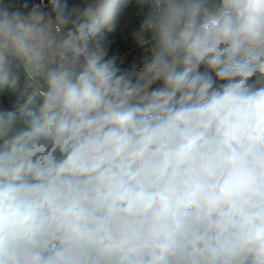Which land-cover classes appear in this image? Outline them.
<instances>
[{
  "label": "clouds",
  "instance_id": "clouds-1",
  "mask_svg": "<svg viewBox=\"0 0 264 264\" xmlns=\"http://www.w3.org/2000/svg\"><path fill=\"white\" fill-rule=\"evenodd\" d=\"M0 264H264V0H0Z\"/></svg>",
  "mask_w": 264,
  "mask_h": 264
},
{
  "label": "crops",
  "instance_id": "crops-1",
  "mask_svg": "<svg viewBox=\"0 0 264 264\" xmlns=\"http://www.w3.org/2000/svg\"><path fill=\"white\" fill-rule=\"evenodd\" d=\"M124 39L128 41L126 45L123 48V53L122 54H129L131 53V58L134 60L137 56L135 52H133V45L132 42L130 41V36L128 35V30L125 32Z\"/></svg>",
  "mask_w": 264,
  "mask_h": 264
},
{
  "label": "built area",
  "instance_id": "built-area-1",
  "mask_svg": "<svg viewBox=\"0 0 264 264\" xmlns=\"http://www.w3.org/2000/svg\"><path fill=\"white\" fill-rule=\"evenodd\" d=\"M37 2H38V0H37ZM130 33H131V29L129 28V30H128V35L130 36Z\"/></svg>",
  "mask_w": 264,
  "mask_h": 264
},
{
  "label": "trees",
  "instance_id": "trees-1",
  "mask_svg": "<svg viewBox=\"0 0 264 264\" xmlns=\"http://www.w3.org/2000/svg\"><path fill=\"white\" fill-rule=\"evenodd\" d=\"M127 30H129V29H126L125 32H126ZM124 35H125V33H124Z\"/></svg>",
  "mask_w": 264,
  "mask_h": 264
}]
</instances>
